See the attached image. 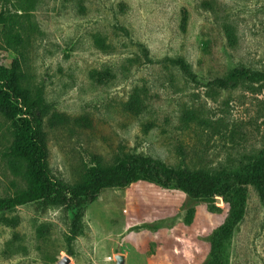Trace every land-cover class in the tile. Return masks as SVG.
I'll return each mask as SVG.
<instances>
[{"label": "rangeland", "instance_id": "374dc122", "mask_svg": "<svg viewBox=\"0 0 264 264\" xmlns=\"http://www.w3.org/2000/svg\"><path fill=\"white\" fill-rule=\"evenodd\" d=\"M4 9L23 56L0 32V64L21 58L25 81L53 105L43 128L51 171L64 181L94 155L111 163L139 153L232 174L263 151L264 84L210 83L237 65L264 70V0H0ZM13 140L0 113V196L25 186ZM245 194L224 264H264V203L253 185ZM77 212L34 202L0 213V264H116L117 254L122 264H209L228 206L139 179L85 203L69 240Z\"/></svg>", "mask_w": 264, "mask_h": 264}, {"label": "trees", "instance_id": "16d2710c", "mask_svg": "<svg viewBox=\"0 0 264 264\" xmlns=\"http://www.w3.org/2000/svg\"><path fill=\"white\" fill-rule=\"evenodd\" d=\"M0 10V22L6 48L18 51L23 43L15 32L14 18ZM16 44V45H15ZM181 71L188 78H194L189 65L176 59ZM241 83L264 84V70L237 65L226 74L211 80L212 85L231 89ZM21 106L25 113L20 114ZM53 105L48 102L41 87H32L25 81L21 58L8 67L0 64V113L9 121L14 137L10 148L16 164L25 169V186L12 195L0 196V213L27 203H37L41 209L63 207L78 209L70 225V237L79 230L83 205L94 201L105 188L124 187L139 179L155 182L165 187L175 186L192 198L211 201L219 195L228 206L224 222L214 231L210 249L209 264H224L222 247L244 214L245 186L253 185L264 203V149L260 156L244 171L216 173L201 167H194L181 160L169 164L161 159L139 153L124 152L111 162H105L99 155L93 156V164L82 169L79 178L66 182L51 171L48 161L47 134L44 119L54 120ZM218 198V197H217ZM219 199V198H218ZM220 200V199H219ZM212 208L217 209L212 205Z\"/></svg>", "mask_w": 264, "mask_h": 264}, {"label": "water", "instance_id": "95a60500", "mask_svg": "<svg viewBox=\"0 0 264 264\" xmlns=\"http://www.w3.org/2000/svg\"><path fill=\"white\" fill-rule=\"evenodd\" d=\"M115 259H116V264H122V262H123V255L117 254V255H115Z\"/></svg>", "mask_w": 264, "mask_h": 264}]
</instances>
